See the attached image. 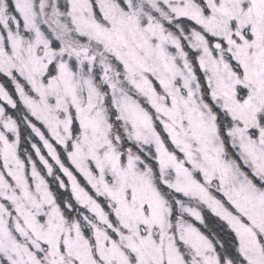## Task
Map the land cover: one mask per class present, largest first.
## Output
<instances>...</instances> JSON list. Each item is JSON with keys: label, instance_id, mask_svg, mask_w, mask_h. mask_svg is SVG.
<instances>
[{"label": "snow or ice", "instance_id": "1", "mask_svg": "<svg viewBox=\"0 0 264 264\" xmlns=\"http://www.w3.org/2000/svg\"><path fill=\"white\" fill-rule=\"evenodd\" d=\"M0 264H264V0H0Z\"/></svg>", "mask_w": 264, "mask_h": 264}, {"label": "trees", "instance_id": "2", "mask_svg": "<svg viewBox=\"0 0 264 264\" xmlns=\"http://www.w3.org/2000/svg\"><path fill=\"white\" fill-rule=\"evenodd\" d=\"M206 219H208L209 220V222H211L213 219H215V218H212L211 216H206Z\"/></svg>", "mask_w": 264, "mask_h": 264}, {"label": "rangeland", "instance_id": "3", "mask_svg": "<svg viewBox=\"0 0 264 264\" xmlns=\"http://www.w3.org/2000/svg\"><path fill=\"white\" fill-rule=\"evenodd\" d=\"M205 216H211V213L207 212V210H205Z\"/></svg>", "mask_w": 264, "mask_h": 264}]
</instances>
